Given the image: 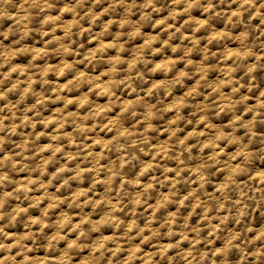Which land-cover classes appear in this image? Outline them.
<instances>
[{"label":"clouds","instance_id":"clouds-1","mask_svg":"<svg viewBox=\"0 0 264 264\" xmlns=\"http://www.w3.org/2000/svg\"><path fill=\"white\" fill-rule=\"evenodd\" d=\"M0 264H264V0H0Z\"/></svg>","mask_w":264,"mask_h":264}]
</instances>
